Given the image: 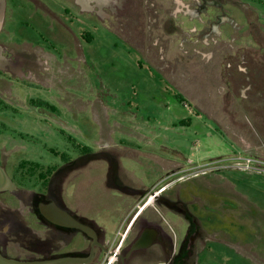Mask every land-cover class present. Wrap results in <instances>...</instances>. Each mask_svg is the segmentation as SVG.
Listing matches in <instances>:
<instances>
[{
  "label": "rangeland",
  "instance_id": "1",
  "mask_svg": "<svg viewBox=\"0 0 264 264\" xmlns=\"http://www.w3.org/2000/svg\"><path fill=\"white\" fill-rule=\"evenodd\" d=\"M0 69L9 174L86 150L114 153L133 186L180 167L215 236L194 264H264V174L228 166L264 159V0H0ZM106 167L67 185L93 217L121 199L101 186ZM12 211L0 205L15 226ZM98 215L112 240L120 212Z\"/></svg>",
  "mask_w": 264,
  "mask_h": 264
},
{
  "label": "flooded vegetation",
  "instance_id": "2",
  "mask_svg": "<svg viewBox=\"0 0 264 264\" xmlns=\"http://www.w3.org/2000/svg\"><path fill=\"white\" fill-rule=\"evenodd\" d=\"M1 151L0 166L14 188L0 190V205L13 210L16 224L3 221L0 212V254L4 257L21 261L83 259L70 264H194L198 253L209 248L210 240L215 238L190 209L193 202L204 204V200L190 195L189 188L199 185L191 183L184 189L180 185L196 175L180 167L164 168L156 184L143 188L130 184L128 178L119 174L118 166L112 171L115 155L110 151L86 150L74 157L63 154L58 162L45 167L36 162L38 166L32 174L19 167V162L14 175L7 172ZM103 160L107 167L101 186L106 191H120L121 199L108 200L93 217L87 214L81 199H73L67 185L81 175L89 162ZM34 184L39 187L35 189ZM2 193H8L11 199ZM119 212L117 231L121 226V235L108 240L104 226L97 221L98 214L103 218V213L111 216ZM165 214L176 218V228Z\"/></svg>",
  "mask_w": 264,
  "mask_h": 264
},
{
  "label": "water",
  "instance_id": "3",
  "mask_svg": "<svg viewBox=\"0 0 264 264\" xmlns=\"http://www.w3.org/2000/svg\"><path fill=\"white\" fill-rule=\"evenodd\" d=\"M116 166L112 167V171L115 172ZM14 184L7 175L6 171L0 166V190L13 189ZM88 233L92 234L88 228L82 227ZM152 240V239H151ZM83 259L73 257L51 258V259H39L32 261H21L14 258H7L0 254V264H70L73 262H80Z\"/></svg>",
  "mask_w": 264,
  "mask_h": 264
},
{
  "label": "built area",
  "instance_id": "4",
  "mask_svg": "<svg viewBox=\"0 0 264 264\" xmlns=\"http://www.w3.org/2000/svg\"><path fill=\"white\" fill-rule=\"evenodd\" d=\"M213 165L214 168H221L216 164ZM228 166L237 169L249 170L264 174V159L260 157H253V156L236 157L231 162H228ZM122 224L123 222L121 223V225ZM120 235H121V226H119V229L115 235V239L118 238Z\"/></svg>",
  "mask_w": 264,
  "mask_h": 264
},
{
  "label": "trees",
  "instance_id": "5",
  "mask_svg": "<svg viewBox=\"0 0 264 264\" xmlns=\"http://www.w3.org/2000/svg\"><path fill=\"white\" fill-rule=\"evenodd\" d=\"M178 100L182 103V101H185V99L183 98V96L180 93L176 94ZM38 166V163L36 162H32V161H28V160H24L21 161L19 164V167L23 168L26 170L27 173L32 174L36 168Z\"/></svg>",
  "mask_w": 264,
  "mask_h": 264
},
{
  "label": "crops",
  "instance_id": "6",
  "mask_svg": "<svg viewBox=\"0 0 264 264\" xmlns=\"http://www.w3.org/2000/svg\"><path fill=\"white\" fill-rule=\"evenodd\" d=\"M159 179H160V178H157V179L155 180L154 183L156 184V183H157L156 181H159ZM154 183H153V184H154ZM134 186H136V187H143V188H144V186H140L139 183L135 184ZM117 192H118V191H117ZM119 192H120V191H119Z\"/></svg>",
  "mask_w": 264,
  "mask_h": 264
}]
</instances>
